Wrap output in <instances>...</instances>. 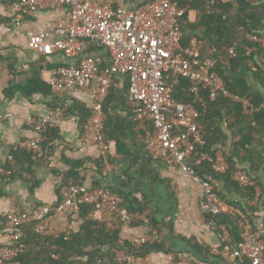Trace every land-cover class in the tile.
I'll list each match as a JSON object with an SVG mask.
<instances>
[{
  "label": "built area",
  "instance_id": "2783aa9c",
  "mask_svg": "<svg viewBox=\"0 0 264 264\" xmlns=\"http://www.w3.org/2000/svg\"><path fill=\"white\" fill-rule=\"evenodd\" d=\"M128 0H17L20 12L9 31L19 32L24 14H35L40 10L63 7L66 14L52 24L49 29L28 30L26 36L31 49L40 56L61 53L68 64L50 71L44 82L50 87L53 106L41 119L29 118L35 137L20 142L19 147L32 154L33 160L44 157L43 143L48 132L68 115V99L75 90L91 85V101L86 104L89 117L84 122L82 141L85 148H95L108 164L110 144L104 135L106 115L104 103L113 83L124 79L128 84L127 98L131 105L134 121L142 133L143 146L155 160L179 168L183 173L198 181L203 188L204 213L208 215V226L216 234L219 246L211 250L229 263L264 264V218L263 227L256 228L244 222V232L240 242L234 241L228 225L220 223L225 203L218 196L216 188L209 180L201 179L198 169L205 164L217 175L229 170L223 151L213 155L203 151L206 146L204 133L198 119L202 116L194 103H182L172 97V88L179 78H186L191 84L190 91L199 102L201 91H208L211 100L222 93L234 102L240 98L225 89L223 79L212 69L216 65L213 52L202 53L204 44L193 37L183 46L185 10L178 0H148L143 4L127 5ZM50 38L55 40L49 41ZM251 41L264 44V40L251 37ZM105 52V61L90 53V49ZM236 56L235 47L227 50ZM250 51H248V55ZM106 62L104 68L102 63ZM249 66L255 70L252 62ZM2 62L0 60V74ZM171 80L167 87L166 81ZM249 116L264 111V103L259 108L249 101L242 103ZM11 116L0 115V124ZM9 167H0V176L10 177L16 167L12 157ZM232 180L241 188L255 187L252 207L262 210L263 191L256 186L252 177L238 170ZM61 202L55 206L43 204L31 208L12 207L3 217V224L13 230L9 243L0 248V264H21L18 256L23 252L19 245L23 237L22 227L35 223L34 232L42 236L49 230L51 221L67 212L78 213L82 205L95 207L100 222L108 231L130 227L148 219L131 213L124 200L106 187L90 188L82 184L70 183L61 190ZM264 217V214H263ZM130 244L139 249L144 245L160 244L162 237L152 229L143 236L132 238ZM16 245V246H14ZM162 254L166 264H193L176 254ZM151 255V254H150ZM135 256L127 250L116 253L118 264H152L149 256Z\"/></svg>",
  "mask_w": 264,
  "mask_h": 264
},
{
  "label": "crops",
  "instance_id": "0c3cea01",
  "mask_svg": "<svg viewBox=\"0 0 264 264\" xmlns=\"http://www.w3.org/2000/svg\"><path fill=\"white\" fill-rule=\"evenodd\" d=\"M128 1L127 5L130 6L135 3L143 4L148 0ZM17 5V0H0V60L2 62L0 115L11 116L10 120L0 124V167H9V157L13 158L16 165L12 171L13 174L15 172L13 179H10L12 175L9 178L0 176V192H3V197L0 199V248L9 243V234L13 232L3 224L2 219L12 207L18 206L21 209L43 204L55 206L62 200L63 187L75 183L90 188H117L135 196L137 201H134V204L137 203L139 209L145 208L153 213L162 242L180 258L189 259L193 264H240L226 262L221 257L211 254V250L219 246V241L208 226L203 208L201 184L179 168L155 160L147 153L143 146L141 130L134 125L135 121L129 117L130 115L121 110L123 104L119 108L116 107L117 105L115 107L118 115L124 120L129 119L130 122V127L125 125L127 130L125 129L121 137V148L124 153L118 152V145L114 140H107L110 148L108 164H106L95 148L83 146V125L87 118L86 104L91 101L93 89L91 85L73 92L68 99V115L46 135L45 146L44 143L42 144L44 157L35 161L37 163L32 164L31 167L25 164L24 170L20 172L19 168L25 161L26 151L22 150L19 144L35 137L34 130L27 120L44 118L53 106V97L52 94H36L27 98L17 94L6 98L4 90L14 77L19 81H25L35 71H41V78L44 81L53 70L48 66L60 67L68 64V60L61 53L49 56L38 55L31 49L25 33L28 30L49 29L52 24L65 16L66 9L55 7L40 10L35 14H24L20 31H9L6 26L12 24L20 13ZM198 14V12H190L189 21L194 23ZM52 40L55 38H50L49 41ZM90 53L101 58L102 61L106 60L105 52L102 50L93 49ZM112 86L116 103L124 95L125 80H116ZM26 154L30 153L26 152ZM68 161H84L83 166L76 171L77 176L70 175L72 167ZM263 175V170L258 173L262 178ZM212 184L218 192H223L229 197L224 190V184L218 182ZM262 184L264 186V178ZM230 200L238 203L237 199ZM239 203L248 212L250 220L239 208L227 204L222 209V215H239L244 222L261 229L263 209H257L259 212L253 214L246 208V202ZM95 219L100 222L98 214H95ZM81 225L77 213L67 212L51 221L46 233L56 235L65 229L78 231ZM151 230L148 225L123 226L121 238L130 241ZM194 247L199 249V252H196ZM149 258L152 264H166L162 254L152 253Z\"/></svg>",
  "mask_w": 264,
  "mask_h": 264
},
{
  "label": "trees",
  "instance_id": "16d2710c",
  "mask_svg": "<svg viewBox=\"0 0 264 264\" xmlns=\"http://www.w3.org/2000/svg\"><path fill=\"white\" fill-rule=\"evenodd\" d=\"M178 5L185 10L183 46H187L193 37H198L204 44L202 53L207 55L213 52V57L217 61L212 71L223 79L225 89L239 97L241 102H234L222 93L218 94L215 100H211L208 91H201L202 101L199 102L190 91L189 80L182 77L179 78L178 85L172 88V97L182 103H194L195 107L203 113L197 121L206 140L203 151L213 155L221 149L228 161L229 170L224 175L213 173L210 165L205 164L198 169L201 179L224 184V190L229 197L217 191L218 196L225 204L239 208L248 218V212L239 202H246V208L253 214L259 212L251 205L255 198V187L243 189L232 180V176L236 171L242 170L252 177L256 186L263 191L261 207L264 212L262 184L264 175L263 178L258 176L259 172L262 170L264 172V111H258L249 116L245 113L242 104L249 101L259 108L264 103V45L250 39L254 36L264 40V0H178ZM190 12L199 13L194 23L188 19ZM232 47L236 50L234 57L227 52ZM92 51L93 48L90 49V52ZM248 51H250L249 55ZM250 62L254 64L255 70L249 66ZM105 65L106 62L102 63L101 68ZM58 67L48 66L50 70ZM171 80L172 78L166 81L167 87L171 86ZM113 89L112 86L104 103L106 115L104 135L106 140L116 142L118 152L124 153L121 148V137L125 129L127 130L125 125L130 127V122L129 119L124 120L118 115L116 107L119 108L123 104L121 110L126 111L133 120L134 115L127 98V82L125 81L124 95L116 103ZM17 94L30 98L36 94L51 95V90L42 80L41 71H35L25 81H19L17 77H14L4 90L6 98ZM85 111L88 118L89 112L87 109ZM24 155L25 161L21 163L20 172L24 170L25 164L31 167L32 164L37 163L31 154L25 152ZM68 164L72 167L70 175L75 177L76 171L83 166L84 161H68ZM14 174H11L10 179L15 177ZM106 188L122 197L125 207L131 213L148 219V228L158 229L153 213L135 206L134 201H137L135 196L117 188ZM2 197L3 192H0V199ZM229 198L237 199L238 203L232 202ZM95 213V207L82 205L77 213L82 222L79 230L65 229L56 235L48 233L42 236L37 235L34 232L35 223L23 226V237L19 245L24 248L18 260L21 264H118L116 253L119 250H127L135 256H148L162 252L175 254L163 242L135 249L129 241L121 238V229L108 231L104 224L95 219ZM206 218L208 220V215ZM218 221L228 225L234 241L242 240L244 221L241 216L220 215ZM132 225L141 227L145 224L139 220ZM195 250L199 252V249Z\"/></svg>",
  "mask_w": 264,
  "mask_h": 264
},
{
  "label": "water",
  "instance_id": "95a60500",
  "mask_svg": "<svg viewBox=\"0 0 264 264\" xmlns=\"http://www.w3.org/2000/svg\"><path fill=\"white\" fill-rule=\"evenodd\" d=\"M135 205H136L138 208H140V206H139L137 203H135Z\"/></svg>",
  "mask_w": 264,
  "mask_h": 264
},
{
  "label": "clouds",
  "instance_id": "9594fccd",
  "mask_svg": "<svg viewBox=\"0 0 264 264\" xmlns=\"http://www.w3.org/2000/svg\"><path fill=\"white\" fill-rule=\"evenodd\" d=\"M17 4H18V3H17ZM224 20H225V19H224ZM4 216H5V215H4ZM4 216H3V217H4ZM2 219H3V218H2Z\"/></svg>",
  "mask_w": 264,
  "mask_h": 264
}]
</instances>
